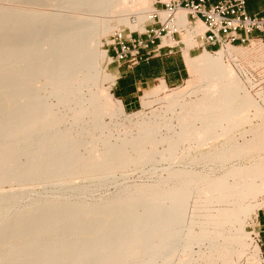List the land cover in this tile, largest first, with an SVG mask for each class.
Listing matches in <instances>:
<instances>
[{
  "label": "bare ground",
  "instance_id": "bare-ground-1",
  "mask_svg": "<svg viewBox=\"0 0 264 264\" xmlns=\"http://www.w3.org/2000/svg\"><path fill=\"white\" fill-rule=\"evenodd\" d=\"M13 2L18 3L15 10H0V264H171L178 250L189 256L184 264H195L193 247L205 241L208 251L198 254L207 264L241 259L252 246L245 226L264 207V200H258L264 193V125L251 127V111L254 116L264 111L226 60L241 53L251 64H260L263 44L253 60L248 48L235 45L215 53L204 49L197 56L187 51V66L195 75L188 86L161 97L168 90L163 81L146 92L144 106L151 97L165 104L122 122L128 135L113 143L104 117L125 113L124 103L110 91L115 76L104 74L112 82L108 87L88 95L83 91L98 87L107 57L102 36L117 27L113 21L144 31L145 22L159 11L154 0ZM45 3L61 5L68 14L46 13ZM133 13L137 22L130 19ZM160 13L162 20L170 14ZM187 13L179 9L175 23L186 30L189 50L199 45L196 37L205 27L201 21L190 24ZM164 42L176 43L166 36ZM47 85L46 98L31 93L35 86ZM189 87L196 96L187 99ZM51 95L59 96L57 103L47 102ZM61 103L68 111L60 114L56 106ZM68 116L75 125H86L61 129ZM174 118L178 128L173 135L158 137L162 128L175 127ZM162 142L168 144L159 151ZM204 144L208 148L202 151ZM82 147L88 152H80ZM160 160L182 164L165 167L164 179L101 195L93 203L84 200L92 193L88 187L78 185L69 194L70 183L61 185L72 177L101 178ZM52 177L62 180L64 193L58 189L32 196L26 187ZM193 197L199 218L187 222ZM261 252L260 244H254L250 259L263 264Z\"/></svg>",
  "mask_w": 264,
  "mask_h": 264
},
{
  "label": "rangeland",
  "instance_id": "rangeland-1",
  "mask_svg": "<svg viewBox=\"0 0 264 264\" xmlns=\"http://www.w3.org/2000/svg\"><path fill=\"white\" fill-rule=\"evenodd\" d=\"M12 1L13 0H11L9 2V0L8 1L6 0L5 1L6 4H2L4 2L1 1L0 4L2 6L0 5V10H1V7L3 9H5V10H13L11 8H14V6L16 7L17 6L16 4H18V3L13 2V4H15V5H13L11 3ZM9 3H11L10 6H13V7H10ZM46 5L48 6L49 4H46ZM161 5L162 4L157 2V0H154V7L157 8V10H159V11L158 12L156 11L153 14V18L151 20H148V21L145 22V24H144L145 25V30L144 31H141L138 28L133 31L125 23L113 21V25H115L117 27L114 29L113 32H110L109 34H107V36L106 35L102 36L101 49L107 51V57L104 59L105 61L103 60V62H102L103 72H102L100 81L98 83V87L97 86L96 87H92L91 86L92 87L91 88L90 86H87L84 89V91H83L85 95L86 94L88 95L91 90H96L95 88H103V87L110 86L112 82L106 81L105 78H104L105 77L104 74L105 73H109V74H112L113 76H115V71H114L115 67L119 63H124L125 62L123 60L122 61H118L115 58H112V56L115 53V49H114V46L111 44V42L115 38L114 35L117 32H121L123 34V40L127 44H128L127 41L130 38H137V39H140L142 41H147V40L152 39L155 35H157V37L155 38L156 43H153V44L150 43V48H152V49H153L154 46H157V43L160 44L161 42H163L164 45H176L174 49H179L180 47H184L185 48L186 45H185V42L183 41V38L185 36L186 30L178 29V32H175L174 34H172L173 30H172L171 27L170 28L161 29L162 28V24H161V22L159 20V17H161L160 11H164L166 9V6L162 7ZM4 6H6V8L8 6L10 9L9 8L6 9V8H4ZM44 6L45 5H43L42 8ZM47 6H45L44 9H43V10H45L46 13H49V14L50 13H54V14H56L58 12V13L68 14V13H66L67 11L64 10V8L61 5H57V7H56V5L55 6L49 5L48 7ZM46 7H47V9H46ZM51 7H54V8L56 7V9L52 8V10H51ZM15 9L16 8H14V10ZM53 10H55V12ZM130 17H131L130 19H131L132 22H137L138 18H137L136 14H134V13L130 14ZM162 17L160 18L161 20H162ZM162 21H164V20H162ZM198 22H200V20ZM158 29H161L160 33H156V30H158ZM0 34H2V31L0 32ZM130 35H132V37ZM165 36H166V38H170L172 36L173 39L179 41V43L178 44L177 43L176 44L165 43L164 42ZM254 36H256V34H254ZM42 37L44 38L43 35H42ZM250 38H251V41H247L245 43H236L235 46H241L243 48H248V50L251 51L250 57L252 59L253 56L258 55L259 53H264V49L260 50L259 53L257 51L258 48L260 46H262V44L264 46V41H261L260 39L254 38L253 36H251ZM40 41H41V43L43 42V40H40ZM200 43H201V41L199 40V45H197V46H195V47H193L191 49L193 51L192 56H197L202 51H204V47L200 46ZM117 46H119V45H117ZM198 46H200V47H198ZM150 48H147V49L150 50ZM205 49H208L209 51L215 53L218 50V47L205 48ZM212 50H216V51H212ZM261 58H262L261 59L262 63H260V64H253L252 63L251 64L249 62V59H247L246 55H243L241 53H237L235 56L227 58L226 61L229 62L233 66V68L235 69L237 74L241 77V79L245 83V86H246L247 90L250 92V94L253 97V99H255V101L258 102V104L263 108V111H264V57L262 56ZM126 63H128V62H126ZM194 76H195L194 74L189 72V74L187 75V78L181 84H179V85H168V90L165 91V92H162L161 93V97L165 96V94H169V93H171L173 91H177V90H180V89H182L184 87H187L189 80L194 78ZM38 79H34L35 81L33 80V82L35 83L36 80H38ZM34 83H33V86H34ZM160 83H161V81H156L150 87H148L145 90H143L142 97H141V103L137 106V108H135V109H127L125 107V113H123L121 115L120 114L119 115H113V114H108L107 115L106 114V116L104 117V121H105L106 124L109 125L108 127L111 126V128H109V131H110L109 132V136H110L109 139L111 140V142L116 143V142L121 140L120 139L121 137L123 138L125 135H128V134H125L126 129H125V126H123V125H126V124L125 123L121 124L122 122H125V121H128V120H132V121L137 120V118H139V115L137 113L140 110L143 111L144 113L147 112L146 114L150 115L152 110L158 109L162 105L165 104V102H161L160 100H158V99H156L154 97L150 98L151 99V103H150L149 106H144V104H143V96L145 95V93L150 91L151 89H153L154 87H156ZM101 84H102V86H101ZM39 86H43V85L39 82ZM110 88H111L110 91L113 93L111 86H110ZM33 89H34V87L32 89H30V90H33ZM49 89L50 88L48 87V85L44 86L42 88L41 87L39 88V87L35 86V89L33 90L34 92H31V91L30 92L32 94H34V95L37 94V95H41L42 97L46 98V96L49 95V93H48ZM194 89L195 88H191V87H189L187 89V91L185 93V97L187 99H189L191 97L194 98L196 96V93H194ZM35 92H37V93H35ZM44 95H46V96H44ZM114 97L117 99V97L115 95H114ZM57 98L59 99V96L51 95V96L48 97L47 102L48 103H57L58 102ZM42 102H44V101H42ZM56 108H57V111L60 114L61 113H65V112L68 111V106L66 104H64V103L58 104L56 106ZM254 112H255L254 110L251 111V114L253 115V121H252V126L251 127H255L256 124H258V125L259 124H263L264 125V123H263L264 122V118H263L264 117L263 116L264 113H263L262 116H254ZM68 117L69 118L66 119V121L64 123H62V125H61L62 127L60 126L61 129H63V128H66V129L67 128H73V131H75L76 129L82 128L83 126L86 125L85 122L81 123V125H75L73 123V121H72V118L70 116H68ZM173 124H174L175 127H173L172 129H168L166 127L162 128L161 130H159V132H157V136L159 135L158 137H161V136H166V135H173V133L175 132V129L178 128V122H177V120L175 118L173 119ZM134 132L135 131H133V133ZM96 133L100 134V131L97 130ZM80 137H79V139L82 140V136H80ZM83 138H85V137L83 136ZM167 144H168L167 142H166V144H165V142H162L161 144L158 145V150L159 151L163 150L164 148L167 147ZM100 147H102V145H100L99 148ZM83 148L84 147L79 149L80 152L87 153L88 150L86 148H84V149ZM207 148L208 147L205 148V144H204V146L202 145L200 150L205 151V149H207ZM83 150H84V152H83ZM198 153H199V151H198ZM158 157H159V155L157 156V158ZM151 162H153V161H151ZM151 162L145 163L144 165H140L138 167H130V168L126 169L125 171H123V172L119 171L116 174H112V173L110 174L109 173L107 175L102 176L101 178H103V179H101L99 177L100 175H96V176L93 175V176H90V178H86L85 176L72 177L71 179L70 178L68 179L70 182H66V181H68L67 179L63 180V182H62V180L57 181L59 179L55 180L56 177H54V178L52 177L53 179L51 178L50 181H49L48 178H46L48 180L44 179L43 182H41L43 179L38 181L40 178L39 179L35 178L34 182L38 181V183L37 184L36 183L33 184V182H31V184L27 185L26 187L28 189L29 188L32 189L31 192L34 193V195L33 194H31V195L35 196L36 192H37L36 194H39V195L40 194L41 195H43V194L45 195V193L47 195V194H51L53 192H57L56 190H58V189H59L58 192H62L63 191V193H64V190H66V188L68 189L67 191L70 192L69 194H73L74 191L76 193V189H77L76 186H78V185L82 186V187L85 186L86 188L88 187V189L90 188L89 190L86 189V191H88V192L92 191V193L90 192L91 193L90 196L84 197V200L89 202V203H93V202L96 201V199L99 200L104 195L106 196V195L117 194V193H119V191L121 193L122 192L121 190H124V189L130 187L131 185L133 186V185L139 184V183H149V182L157 181L159 179H164L167 176V172H166L165 167H168L170 164H173V163H174L173 166H175V167H178V166H180L182 164V162H180L179 160H176V161H173V162H171L170 160H162V161L160 160L157 163L154 162L153 164ZM153 166H155V167H153ZM198 168L201 169V168H203V166L200 165ZM113 175H114V177H113ZM97 176L100 178L101 181L99 180V178ZM94 177H97V179L94 178ZM36 179H37V181H36ZM45 180L48 181V182H46ZM52 180H54V181H52ZM71 181L73 182V184H72ZM44 182H46V183H44ZM56 182H59V183H56ZM75 182H77L78 184L75 183ZM102 182H103V184H102ZM55 183H56V185H55ZM60 183H61L62 186L64 185L63 183H65V185H66V183L67 184L70 183V185L71 184L73 185V186L71 185L72 189L70 187H68V186H70L68 184V185H66L67 187L65 189L60 190L62 188ZM53 184L55 186H53ZM59 185H60V187H59ZM5 186H6L5 187L6 189H10L11 188L10 186H12V185H10V183H7V184H5ZM56 186H58V188ZM73 187L75 189H73ZM79 188H81V187H78V189ZM94 188H95V190H94ZM78 189H77V191H78ZM65 193H67V192H65ZM92 194H93V196H92ZM101 195H102V197H101ZM259 197L260 198H258V200L259 201H263L264 200V193L261 194ZM28 199L25 200L26 202L24 201L23 203L26 204L28 202ZM21 203H22V201H21ZM195 204H196V197L195 198L193 197L192 200L190 201V204H189V207H188L189 209L187 211V216H186V221L187 222H190L193 219L199 218V215L196 213V210H195ZM263 213H264V207H262L260 209H257L255 211V213H254L255 222L253 221V219L249 220L247 225L245 226L246 230L250 233L249 241L252 243V246L249 248V250L243 256H241V259H240V257L235 258L234 264H250V261H251V264H258L255 260L254 261L251 260L250 257H251L252 251H253V245L256 244V243H259V242H257V240H256L257 238H255L254 233L257 234L259 232L261 233V239H262V241L259 244H260V246L262 248L261 257H262V262L264 264V227H262V224L259 223L260 222L259 214L263 215ZM256 215H258V216H256ZM195 229L198 231L200 229V226L198 224L195 225ZM184 230H186V228H184ZM208 245H209L208 241H205L204 243H199V244H195L194 245V247H193V256L195 258L194 259L195 264H198V263L199 264H207L205 259L200 257L198 253L201 252V250L202 251L205 250V252H207L208 251V247H209ZM188 257L189 256L184 255L182 251L178 250L176 252V255L174 256L171 264H184L185 260L183 261V259H185V258L187 259Z\"/></svg>",
  "mask_w": 264,
  "mask_h": 264
},
{
  "label": "built area",
  "instance_id": "built-area-1",
  "mask_svg": "<svg viewBox=\"0 0 264 264\" xmlns=\"http://www.w3.org/2000/svg\"><path fill=\"white\" fill-rule=\"evenodd\" d=\"M157 2L164 3L165 10L170 12L169 17L164 21L159 17L162 24L161 29L171 27L172 34L178 32L175 14L179 9L188 10L187 18L190 24H195L200 20L205 30L196 38L201 41L200 46L204 49L212 47L219 49L225 45L245 43L251 41V36L264 41V15H250L247 11L246 0H157ZM161 29L156 30V33H160ZM114 36L111 44L114 46L115 53L112 58L118 61L123 60L130 65L138 64L144 58L145 51L148 53L152 51L150 43H156L155 38L157 37L155 35L147 41L130 38L127 44L121 32L115 33ZM254 235L260 243L261 233H254Z\"/></svg>",
  "mask_w": 264,
  "mask_h": 264
},
{
  "label": "crops",
  "instance_id": "crops-1",
  "mask_svg": "<svg viewBox=\"0 0 264 264\" xmlns=\"http://www.w3.org/2000/svg\"><path fill=\"white\" fill-rule=\"evenodd\" d=\"M246 1L250 15H264V0ZM161 4L165 7L164 3ZM175 41L177 43V40ZM185 45V48L174 49L176 45L157 43L150 53L144 52V58L138 64L119 63L114 69L113 94L124 103L127 109H135L141 103L143 90L154 82L165 81L168 85H179L184 82L189 74L186 53L188 51L189 55L193 54L192 48L187 50L186 42ZM259 218V223L264 227V213L259 214Z\"/></svg>",
  "mask_w": 264,
  "mask_h": 264
}]
</instances>
